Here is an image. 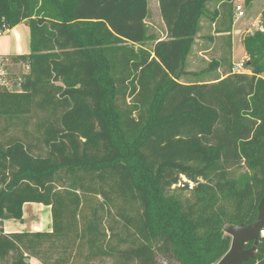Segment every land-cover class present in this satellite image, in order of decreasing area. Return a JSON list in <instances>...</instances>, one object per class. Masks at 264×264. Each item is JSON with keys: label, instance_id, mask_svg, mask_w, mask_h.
I'll list each match as a JSON object with an SVG mask.
<instances>
[{"label": "trees", "instance_id": "trees-1", "mask_svg": "<svg viewBox=\"0 0 264 264\" xmlns=\"http://www.w3.org/2000/svg\"><path fill=\"white\" fill-rule=\"evenodd\" d=\"M210 1L159 0L167 37L148 50V0H44L41 9L38 0H0V32L24 21L31 32L30 54L8 57L29 68L20 92L0 85V222H22L29 203L51 207L53 219L51 232L1 234L0 263L28 264L52 238H90L100 210L113 208L134 237L114 251L121 264H156L157 244L178 264H218L231 247L226 228L257 220L264 32L243 40L251 74L226 70L231 38L220 60L188 72ZM221 1L217 25L232 22L231 1ZM38 112L46 117L37 143L26 130L6 136L2 120L26 127ZM242 166L249 172L232 177ZM189 183L190 198L172 194ZM244 264H264V237Z\"/></svg>", "mask_w": 264, "mask_h": 264}, {"label": "rangeland", "instance_id": "rangeland-1", "mask_svg": "<svg viewBox=\"0 0 264 264\" xmlns=\"http://www.w3.org/2000/svg\"><path fill=\"white\" fill-rule=\"evenodd\" d=\"M221 0H211L208 3L209 16L205 17L206 22H212L213 11L215 6L218 5L217 2ZM232 1L233 9H236L237 5H243L245 16L241 18L240 22L237 24V28H247L243 33V38L247 36L254 35L256 32H264V0H253L251 6H246L245 0H230ZM44 0H38L36 5L37 9H41ZM148 5L150 9V14L148 15V31L147 36L149 38L145 47L148 50H152L155 43L158 40L166 37L167 32L161 31L162 28L159 26L158 18H155V14L158 12V0H148ZM259 21V22H258ZM258 23V24H257ZM257 24V26H256ZM255 26V27H253ZM250 27V28H249ZM212 31H206L208 37ZM235 48L237 51V62L240 59L241 43L240 38L236 36ZM138 50L139 46H134ZM206 48L210 49L211 44L207 40L204 44H198L196 48L191 52V59L188 61L187 70L196 71L199 73L208 69L209 64L214 59H220L221 53L219 48H215L213 52L206 54L209 56L210 62H204L201 60L198 53ZM0 85L5 86L8 90L12 92H20V84L25 80V77L29 74L26 66L21 64L15 65L10 61L1 59L0 61ZM251 71L250 69H245L243 72L247 73ZM241 72V73H243ZM215 74L211 73L209 76H193L189 75L184 77L181 82L183 83H197L205 82L211 80ZM219 75V74H218ZM264 78V74L262 75ZM127 104L131 105V99L127 100ZM129 107V106H128ZM45 114L38 112L37 114L31 116L26 127L22 123L16 125V123H9L7 120H2L1 127L6 130V136H18L24 138V131L30 134V141L34 143L38 142L41 136V131L38 130V122L45 118ZM249 170L245 167H239L233 169L230 173L232 177L239 179L242 175L248 173ZM184 179V178H183ZM186 183L188 180L185 178L182 180ZM62 186V183H58V187ZM183 184L174 186L173 189L177 196L182 198H190L191 190L195 187V184L189 183V190H181ZM181 188V189H179ZM173 192V191H172ZM94 206L99 207L103 201L101 198H92ZM88 212V211H87ZM6 225L8 227H6ZM96 232L90 238L85 240L71 241L70 239L63 238H52L51 240H46L41 243L39 247V255L37 257L29 256L27 258L28 264H121L116 256L115 250L125 249L132 246L134 241L133 231L124 228L123 222L118 216V210L106 208L105 210H100L99 220L95 222ZM53 228V219L51 213V207H47L43 204L29 203L24 207V217L23 221L19 222L16 220H7L0 222V235L8 231L9 234L15 233L18 230L28 233L37 232H51ZM156 250V264H178L174 259H172L167 253L160 250V245L155 246ZM14 258L11 256L6 261L0 264H12Z\"/></svg>", "mask_w": 264, "mask_h": 264}, {"label": "crops", "instance_id": "crops-1", "mask_svg": "<svg viewBox=\"0 0 264 264\" xmlns=\"http://www.w3.org/2000/svg\"><path fill=\"white\" fill-rule=\"evenodd\" d=\"M159 1V0H158ZM242 2V0H241ZM218 5L215 6V9L213 13H215L216 10L220 8V5L223 3L222 1L217 2ZM232 3V1H231ZM158 12L154 16L155 18H158L159 20V26L162 28L161 31H166V26L165 23L162 19L161 11H160V5H158ZM208 7V5H207ZM209 10V7H208ZM150 11V9H149ZM150 14V12H149ZM245 16V14H244ZM243 16V17H244ZM242 17L238 15V12L236 9H233V16H232V22L230 17L228 18V21L223 25L221 23L217 25V20H214L212 22H209V24L206 22V19L203 18L200 23V29L199 33L197 35V38L195 40V45L193 47L196 48L198 44H204L207 40H209V43L211 44V48L208 49L206 48L205 50H202L198 53L199 57L201 60H204V62H210L208 54L209 52H213L215 48L220 49V53L222 55V49L226 47V43L229 41L231 38L232 40V53L229 59V63L226 65V70H230V68L233 70L236 69L237 65L239 63H247L248 62V55L245 51L244 45H243V33L247 30V28L241 29L237 28V24L240 22ZM259 22V21H258ZM258 24V23H257ZM256 24V26H257ZM231 25V31H228V28ZM146 26H147V31H148V18L146 20ZM255 27V26H253ZM250 28V27H249ZM206 31H212L210 33V37H208L207 33H204ZM236 36L240 38V43H241V50L239 51L240 53V59L237 62V51L235 48V39ZM167 37V35H166ZM166 37L158 40H165ZM30 40H31V32H30V27H29V22L24 21L21 24L17 25L16 27L6 30L4 32H0V61L1 59H5L6 61L8 60V57L10 56H21V55H28L31 52V46H30ZM193 51V50H192ZM191 59V54L188 58V60ZM187 60V66H188V61ZM220 60V59H217ZM9 61V60H8ZM13 64V63H12ZM19 65V64H15ZM188 72L195 73L196 71L193 70H187ZM221 78H224L223 74L219 71ZM248 74H251L252 71H248ZM188 77V76H187ZM6 227H8L6 225ZM15 233H21V231H14ZM4 234H9L8 231H5ZM13 234V233H12Z\"/></svg>", "mask_w": 264, "mask_h": 264}, {"label": "water", "instance_id": "water-1", "mask_svg": "<svg viewBox=\"0 0 264 264\" xmlns=\"http://www.w3.org/2000/svg\"><path fill=\"white\" fill-rule=\"evenodd\" d=\"M264 225V199L259 206L257 220L249 226H230L225 234L232 238L231 247L218 264H244L256 258L257 246L261 242L260 231ZM253 244L246 249L248 244Z\"/></svg>", "mask_w": 264, "mask_h": 264}, {"label": "built area", "instance_id": "built-area-1", "mask_svg": "<svg viewBox=\"0 0 264 264\" xmlns=\"http://www.w3.org/2000/svg\"><path fill=\"white\" fill-rule=\"evenodd\" d=\"M236 10L238 12V15L240 17H243L244 16V8H243V5H237L236 6ZM246 67V63H239L236 67V69L234 70V73H241L243 72V70L245 69ZM27 70H29L28 67H26ZM0 74H2V71H0ZM260 237H264V230H261L260 231Z\"/></svg>", "mask_w": 264, "mask_h": 264}]
</instances>
